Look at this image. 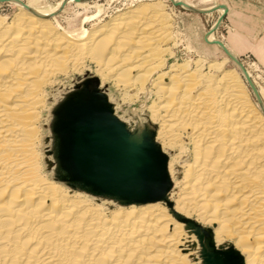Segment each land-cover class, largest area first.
<instances>
[{
  "label": "bare ground",
  "instance_id": "obj_1",
  "mask_svg": "<svg viewBox=\"0 0 264 264\" xmlns=\"http://www.w3.org/2000/svg\"><path fill=\"white\" fill-rule=\"evenodd\" d=\"M0 2L18 8L0 15V264H204L205 249L264 264V88L250 71L261 104L229 57L180 61L163 0H134L107 21L99 9L76 28L65 7L90 0ZM87 72L130 131L154 134L169 181L159 199L92 194L45 158L55 96Z\"/></svg>",
  "mask_w": 264,
  "mask_h": 264
},
{
  "label": "water",
  "instance_id": "obj_2",
  "mask_svg": "<svg viewBox=\"0 0 264 264\" xmlns=\"http://www.w3.org/2000/svg\"><path fill=\"white\" fill-rule=\"evenodd\" d=\"M213 44L219 45L245 76L222 43ZM246 80L261 104L249 78ZM75 95L55 109L50 126L57 176L73 187L123 204L155 201L165 194L166 162L154 143V134L147 129L130 131L96 90ZM203 256L204 264H226L210 249H205Z\"/></svg>",
  "mask_w": 264,
  "mask_h": 264
},
{
  "label": "rangeland",
  "instance_id": "obj_3",
  "mask_svg": "<svg viewBox=\"0 0 264 264\" xmlns=\"http://www.w3.org/2000/svg\"><path fill=\"white\" fill-rule=\"evenodd\" d=\"M19 1L25 2L26 0ZM61 1L62 0H42V6H55L56 3ZM132 1L134 0H90V5L86 8H81L74 5L73 3H70L69 5H66V14H64L65 19H68L69 22L63 19V23L65 25L69 23L70 26L75 28L80 27L87 15H95L99 9L101 11L99 13L100 19L107 21L110 16L114 15L119 10L122 11L127 8ZM138 1L139 0H137V2ZM145 1L150 2L154 0ZM180 1H182L180 4L181 6L176 5L178 3H176L174 0H163L165 10L169 15L171 14L170 16L172 18L173 27L175 31L178 32L176 35L175 45L173 46V50L178 56V59L180 61L185 59L193 61L198 59L213 61L228 58L219 45L213 44L207 40V34L213 31V28L216 25L219 17L223 15L220 14L216 8L221 6L218 4H222L224 1ZM190 9H193L194 11ZM17 10L18 8L9 2H0V15L12 17L17 13ZM195 10L198 12H195ZM254 18L259 19L260 17ZM238 27H240V30L232 27L226 20L225 14L218 28L215 30V36L217 40L221 41L224 45L226 44L228 48L234 52L244 51L246 49L245 46L248 45V47H250L252 43L256 45L254 48L260 51L262 45V36H264V27H262L260 22L253 20L251 24L246 26L247 28L244 25ZM236 36H239V39H234ZM245 37L247 38L245 39ZM259 58V54L253 50H248L247 52H242L240 55H237L239 64L241 65L242 69L244 68L243 71H250L256 83L264 88V68L262 67ZM229 61L230 66L239 68V66L234 61L231 59H229ZM91 90H96L99 94L106 97L107 102L111 105L115 115V107L110 102L108 89L101 88L100 80L92 72H87L86 75L84 74L82 76H76L72 78L70 82H66L63 90H59L60 92L56 94L55 97H64L61 99V104L62 102L75 97L76 93L82 94ZM55 103L56 101H54L52 109L48 112L45 124L43 125L42 150L45 158L48 159L49 162H55L53 156V134L50 128L54 118L52 111H54ZM168 184L169 181L167 185ZM229 261L233 264H243L240 262V260L235 259L232 255L229 256Z\"/></svg>",
  "mask_w": 264,
  "mask_h": 264
},
{
  "label": "crops",
  "instance_id": "obj_4",
  "mask_svg": "<svg viewBox=\"0 0 264 264\" xmlns=\"http://www.w3.org/2000/svg\"><path fill=\"white\" fill-rule=\"evenodd\" d=\"M221 2H223L224 4L222 3L218 5H222L225 7L226 20L232 27L240 30V27L238 26L244 25L246 27L247 25L251 24L253 20L259 21L262 27H264V0H221ZM254 17L260 18L258 19ZM238 37L239 36H236L234 39H239ZM246 38L247 37H245V39ZM261 42L262 45L260 51L254 48L256 45H254L253 43L250 45V47L246 45V49L244 51L237 52L232 51L226 44L225 45L231 52H234L236 56L240 55L242 52L244 53L248 50H253L254 52L259 54L261 65L264 68V36H262Z\"/></svg>",
  "mask_w": 264,
  "mask_h": 264
}]
</instances>
